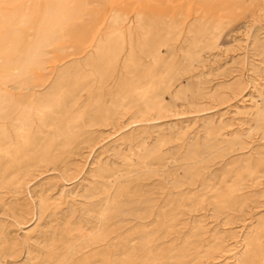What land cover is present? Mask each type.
<instances>
[{
    "label": "bare ground",
    "instance_id": "bare-ground-1",
    "mask_svg": "<svg viewBox=\"0 0 264 264\" xmlns=\"http://www.w3.org/2000/svg\"><path fill=\"white\" fill-rule=\"evenodd\" d=\"M0 264H264V0H0Z\"/></svg>",
    "mask_w": 264,
    "mask_h": 264
},
{
    "label": "rangeland",
    "instance_id": "rangeland-1",
    "mask_svg": "<svg viewBox=\"0 0 264 264\" xmlns=\"http://www.w3.org/2000/svg\"><path fill=\"white\" fill-rule=\"evenodd\" d=\"M133 15V13H131L130 14V16H132ZM221 109V108H220ZM213 113H215V111H210V112H207V113H205L203 116H208V115H212ZM216 117H218V115L216 116ZM176 122V118H168V119H165L164 121H163V124L165 125V126H169L170 124H172V123H175ZM249 218V217H248ZM250 221V220H249ZM215 223H212V225H214ZM33 226H29V228H32ZM222 228H227V227H222ZM237 229H239L240 230V228H237ZM19 263H22V262H19Z\"/></svg>",
    "mask_w": 264,
    "mask_h": 264
}]
</instances>
